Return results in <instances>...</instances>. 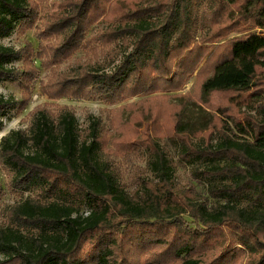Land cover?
<instances>
[{"label":"trees","instance_id":"obj_1","mask_svg":"<svg viewBox=\"0 0 264 264\" xmlns=\"http://www.w3.org/2000/svg\"><path fill=\"white\" fill-rule=\"evenodd\" d=\"M204 3L209 8L202 13ZM38 19L33 0H0V40L17 28H34ZM100 21L106 28L90 37ZM244 23L264 32V0H66L49 14L36 32L40 57L49 54L46 62L56 64L85 49L96 58L100 50L112 63L122 56L110 72L94 60L53 72L49 87L57 99L99 96L115 102L147 89L175 92L198 69L201 103L158 96L130 107L127 125L143 129L136 141L155 174L135 196L111 165L99 120L83 131L71 111L54 117L40 110L29 132L5 136L0 162L13 174V187L38 190L40 197L15 206L10 223L0 228V264H125L127 255L118 260L126 254L119 236L101 235L118 233L121 225L143 239L152 236L151 245L166 246L160 255L178 264H228L221 253L213 257L212 231L232 225L247 232L240 242L251 260L264 264V36L253 32L227 41L221 53L212 50ZM34 53L31 42L20 50L0 45V83L19 82L29 90L37 75ZM15 61L24 67L10 68ZM214 96L219 101L213 107ZM18 105L0 94V131ZM164 140L177 144L182 163H212L194 172L211 181L208 196L176 183ZM84 206L88 216L81 214ZM170 232L176 238L172 246L165 240ZM97 233L90 255L79 256L83 242ZM137 240L127 241L135 251Z\"/></svg>","mask_w":264,"mask_h":264},{"label":"rangeland","instance_id":"obj_2","mask_svg":"<svg viewBox=\"0 0 264 264\" xmlns=\"http://www.w3.org/2000/svg\"><path fill=\"white\" fill-rule=\"evenodd\" d=\"M39 8V19L36 21L34 28L22 31L17 28L14 33L9 37L0 40V45L11 47L16 50H20L25 47L28 42L33 44L35 50V57L33 58L34 66L37 68V75L31 81L29 90H26L24 85L19 82L0 83V94L5 98L17 101L19 105L16 109L10 111L3 119V128L0 131V144L2 139L12 132L25 131L29 132L30 127L34 123L35 115L44 110L51 113V115L59 116L64 110L71 111L75 114L78 127L80 130H86L89 128L94 120H99L101 127L106 131V143L105 148L107 155L110 156V162L112 167L118 171V178L122 186L126 191L135 196L141 192V187L144 180H152L155 174L151 171L147 163V153L141 143H137L136 138L141 134L143 129H137L136 127H130L127 125L131 117V106H136L139 103H148L150 100L157 98L158 96H181L188 102L201 103L200 102V87L197 71L187 80L186 84L181 90L175 92H161L150 91L147 89L139 94L130 96L122 100L115 102L107 101L99 96H93L88 99H76V98H56L50 93L49 83L53 78V72L58 74H64L76 68L79 64L94 60L97 64L101 65L106 72H110L121 61L122 56L112 63L110 58L104 53H100L96 58L92 51L89 49L81 50L77 52L72 58L68 60L58 61L54 64L49 59V54H43L40 57V41L37 39V28H41L42 22H44L49 14L57 11L58 8L66 2V0H33ZM209 8L208 3H204L201 8V12L204 13ZM237 12V9H233ZM106 28L104 21H100L96 24L90 32V37L96 35L101 29ZM243 30L245 31H241ZM257 32L260 36H264V32L258 29H252L248 26H241L239 31L230 33L221 42L212 46L214 52L221 53L224 51L222 47L227 41L233 40L239 36ZM45 44V43H44ZM96 46V44H95ZM189 59V58H188ZM202 66V65H201ZM10 68H23L22 61H15L9 65ZM156 83H152L154 86ZM219 101L216 100V96L212 97L211 105L214 107ZM170 103H176L175 99H170ZM136 108V107H133ZM157 108V107H156ZM213 114L221 118L223 121H227L230 128L234 130V125L230 120L225 119L218 112L209 108ZM245 111L246 109L243 108ZM197 111V108H196ZM255 113V112H253ZM58 118V117H56ZM139 133L138 136L135 133ZM244 137V136H243ZM246 138V137H244ZM166 139V138H165ZM134 141L132 145H123V142ZM162 148L166 152L169 160L172 162L173 175L176 178V183L188 190H192L195 194L208 196L207 189L211 184V181L204 180L195 176V170H203L212 166V163L198 161L194 165H187L180 162L178 154V146L175 142L164 140L161 142ZM13 174L7 170L0 162V186L2 188L0 193V228L6 227L10 223V214L12 209L23 203L28 198H39L40 192L38 190L31 189L29 191L16 190L12 185ZM212 202L224 200H211ZM90 209L83 207L81 214L88 216ZM126 229V225H121L116 231L108 233L102 232L101 235L113 234L119 236L121 240L124 253L118 258L120 261L124 255H127L129 260L125 264H145L147 262H159L164 264H178V262L172 259H166L165 256H161L160 252L165 250L166 246L155 247L151 245V239H154L149 235L148 239H143L141 233H133L130 229H126L122 233V229ZM27 234H38V231H24ZM26 234V235H27ZM100 234V233H99ZM97 234L84 241V245L81 248V255L86 258L91 253L92 239L96 238ZM247 234L246 231L236 228L232 225H224L214 228L212 231L213 244V257L221 253V258H227L228 264H256L257 260H251L249 251L242 245V241ZM139 237L137 238V236ZM216 236V237H215ZM138 239L135 241V249L128 244V239ZM216 238V239H214ZM168 244L172 246L175 244L176 238L173 232L167 235ZM128 252V253H127ZM238 252L236 258H232L229 254ZM5 256L0 254V259Z\"/></svg>","mask_w":264,"mask_h":264}]
</instances>
